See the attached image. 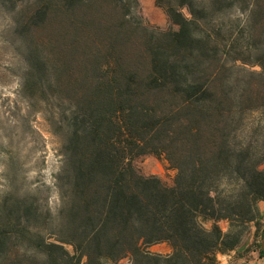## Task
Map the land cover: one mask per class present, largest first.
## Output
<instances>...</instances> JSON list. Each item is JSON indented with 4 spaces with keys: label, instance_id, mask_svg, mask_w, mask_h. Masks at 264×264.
I'll use <instances>...</instances> for the list:
<instances>
[{
    "label": "trees",
    "instance_id": "trees-1",
    "mask_svg": "<svg viewBox=\"0 0 264 264\" xmlns=\"http://www.w3.org/2000/svg\"><path fill=\"white\" fill-rule=\"evenodd\" d=\"M0 3L60 158L54 212L0 197V264H221L264 202V0H155L165 30L139 0ZM145 155L171 186L136 169Z\"/></svg>",
    "mask_w": 264,
    "mask_h": 264
},
{
    "label": "rangeland",
    "instance_id": "rangeland-1",
    "mask_svg": "<svg viewBox=\"0 0 264 264\" xmlns=\"http://www.w3.org/2000/svg\"><path fill=\"white\" fill-rule=\"evenodd\" d=\"M140 15L148 26L177 28L156 6L155 0H139ZM184 13L187 12L184 10ZM165 17L159 25L155 17ZM12 14L0 3V197L13 190L18 195L30 194L40 199L46 209L54 212L58 197L53 187L59 168V140L51 133L46 116L28 102L20 92L18 72L20 62L13 45ZM258 69V68H255ZM40 107V106H39ZM136 169L144 176L160 178L166 185L173 184L176 171L163 156L145 155L134 160ZM264 218L252 223L249 233L233 251L219 255L221 264H264ZM149 250L169 254L167 243L152 245ZM263 252V254L261 253ZM115 264H131L123 259Z\"/></svg>",
    "mask_w": 264,
    "mask_h": 264
},
{
    "label": "crops",
    "instance_id": "crops-1",
    "mask_svg": "<svg viewBox=\"0 0 264 264\" xmlns=\"http://www.w3.org/2000/svg\"><path fill=\"white\" fill-rule=\"evenodd\" d=\"M148 1H150V0H148ZM155 18H156L155 20H159V22H160V23H158L159 25H162V23H164V20H166L165 17H162V16L155 17ZM260 211H261L262 217L264 218V202H261L260 203ZM240 262H241V260H239L238 262H236V264H240Z\"/></svg>",
    "mask_w": 264,
    "mask_h": 264
},
{
    "label": "water",
    "instance_id": "water-1",
    "mask_svg": "<svg viewBox=\"0 0 264 264\" xmlns=\"http://www.w3.org/2000/svg\"><path fill=\"white\" fill-rule=\"evenodd\" d=\"M263 249H264V242H263Z\"/></svg>",
    "mask_w": 264,
    "mask_h": 264
}]
</instances>
